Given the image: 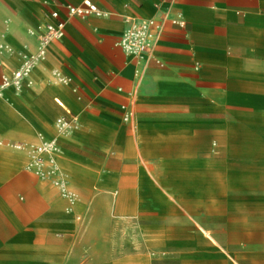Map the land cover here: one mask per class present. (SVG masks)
Instances as JSON below:
<instances>
[{
	"label": "crops",
	"instance_id": "crops-1",
	"mask_svg": "<svg viewBox=\"0 0 264 264\" xmlns=\"http://www.w3.org/2000/svg\"><path fill=\"white\" fill-rule=\"evenodd\" d=\"M90 1L105 16L0 0V75L35 51L30 30L64 25L0 97V264H264V0ZM148 17L162 30L139 62L117 42ZM62 115L78 119L57 157L70 211L7 145Z\"/></svg>",
	"mask_w": 264,
	"mask_h": 264
},
{
	"label": "built area",
	"instance_id": "built-area-1",
	"mask_svg": "<svg viewBox=\"0 0 264 264\" xmlns=\"http://www.w3.org/2000/svg\"><path fill=\"white\" fill-rule=\"evenodd\" d=\"M162 1L159 0L157 6H160ZM67 9L70 15H79L81 17L88 14H93L97 17L105 16V13L97 9L90 0H84L83 4L79 7H68ZM51 16L56 18L57 13L53 12ZM125 21L127 22V26L122 31L117 45L126 56H131L139 62H144L149 57L159 38L162 22L153 17L143 19L127 18ZM173 22H176V20ZM178 22L182 24V21ZM63 28V22L58 21L40 24L34 30H30V33L35 34L37 38L36 49L34 52L21 54L19 66L11 71L10 74L0 75V97L3 91L8 88L13 89L16 93L20 92L25 80L27 83H31L28 81L31 71L45 59L48 46L63 37ZM6 50L12 52V49L9 47H6ZM51 75L57 83H69V78L62 75L58 70H53ZM128 117L129 114L127 113L123 119L127 120ZM77 127V117L62 115L55 119V136L47 138L39 133L37 135L38 140L35 143L7 144L12 149L27 153L26 171L41 180L49 181L58 191L59 195L68 202L67 211L71 210V206L75 203L77 196L70 189L68 180L57 160L61 152L59 137L69 135Z\"/></svg>",
	"mask_w": 264,
	"mask_h": 264
}]
</instances>
